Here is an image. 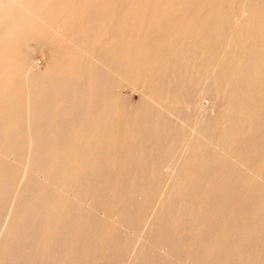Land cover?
<instances>
[{"label":"bare ground","instance_id":"obj_1","mask_svg":"<svg viewBox=\"0 0 264 264\" xmlns=\"http://www.w3.org/2000/svg\"><path fill=\"white\" fill-rule=\"evenodd\" d=\"M118 3L0 0V264H121L177 153L128 264H264V0ZM30 41L57 45L46 70ZM192 84L221 118L191 123Z\"/></svg>","mask_w":264,"mask_h":264},{"label":"rangeland","instance_id":"obj_2","mask_svg":"<svg viewBox=\"0 0 264 264\" xmlns=\"http://www.w3.org/2000/svg\"><path fill=\"white\" fill-rule=\"evenodd\" d=\"M134 1H135V3H134ZM156 1L157 0H149V1L148 0H138V1L137 0H119L118 4L122 5V9L123 8H133V10H135L136 12H138L137 11L138 9H139V12H141V11L143 12V10H144V13H146V18H148L150 16L152 10H153V6H154ZM181 1L182 0H176V1L174 0L173 12H177L179 10ZM130 23L132 24V21H130ZM43 43L44 42L30 41V42H27L23 46V48L21 49L23 60H26V61L30 60L33 63L34 67L40 71H44L49 67L50 61H51L52 50L54 47L57 46L56 44H54L52 42L51 43H45L44 45H43ZM23 53H24V55H23ZM120 92H121L123 100L126 102V104L132 105V106H136L137 103L140 102V100L142 98V94H143V90H142L140 85L138 87L133 86V85H125L123 88H121ZM199 97H200L199 91H198L197 86L195 84L188 86L184 92V98L189 104V109L187 111V115H188L191 123H194L198 120H204V119H206V120H217V119L222 117V114L224 112V108L227 105L228 98H229L228 96H226L225 93L220 92L219 95L218 94H206L205 97L203 96L201 99V104L204 107L202 109H200L197 106V105H200V104H198ZM195 101H197V102H195ZM213 117H215V118H213ZM201 127H203V126H200V127L199 126H179L176 128H178L180 130L179 132H183L187 138H193L195 130L198 128H201ZM180 155H181V153H177V154L173 155L172 157H167L164 160V162L162 163L161 170L163 172L168 171L172 165V161L179 158ZM163 172L162 173L159 172V175H158L159 179L157 180L158 182L156 184V187L153 188L154 190H152L153 191L152 192V199L154 197H157L156 201L152 204L150 210L147 211L148 212V214L146 213L147 215L145 214V212H146L145 208L146 207L144 208V213L142 212V215L139 217V219H140L142 216H144L143 217L144 219L141 218L140 220L139 219L135 220L134 225L132 226V228L129 232V235L127 234V239H128L127 244L128 245H127V248L124 249V254L126 255V259H125V261H122L121 264H128L130 257H131V253H132L130 249H131L132 245L134 244V241L136 240V242L139 243L141 236L145 235V233H144L145 227H146L147 223H149V221L154 217L156 210H157V207L159 205L161 191L166 190L168 185H169V178H167L163 187H161V185H162L161 183L164 182V173ZM23 180H24V177H21V181H23ZM159 188H161V189H159ZM150 205L151 204L149 202L148 208L150 207ZM9 221H10V213L6 212L4 214V217L2 219H0V231H1L0 232V243H1L5 233L7 231ZM136 224L137 225L139 224V225L137 226ZM137 227H138V229H137ZM136 233H137V235H136ZM132 237H135V238H132ZM132 239H134V240H132ZM131 240L133 241V243L131 242ZM181 264H183V262Z\"/></svg>","mask_w":264,"mask_h":264}]
</instances>
